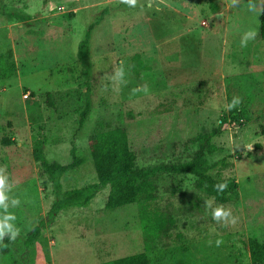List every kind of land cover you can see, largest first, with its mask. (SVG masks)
I'll return each mask as SVG.
<instances>
[{
  "label": "rangeland",
  "instance_id": "rangeland-1",
  "mask_svg": "<svg viewBox=\"0 0 264 264\" xmlns=\"http://www.w3.org/2000/svg\"><path fill=\"white\" fill-rule=\"evenodd\" d=\"M214 2L217 12L208 0H136L134 7L123 0H0V59L15 68L0 79V175L9 197L0 220L12 214L7 233L18 229L12 244L0 241V264H97L140 252L151 264H253L247 239L264 243V0ZM100 16L90 43L92 109L81 127L86 88L78 45ZM249 32L255 36L242 46ZM234 98L240 102L229 108ZM117 126L128 133L137 167L188 160L202 136L216 131L208 156L220 163L211 173L238 182L237 195L218 202L195 176L160 173L149 209L171 218L168 235L144 231L136 203L106 208V188L89 207L61 212L25 246L53 200L34 142L52 163H71L72 148L82 161L62 176L67 191L97 182L90 137ZM217 207L228 214L214 219Z\"/></svg>",
  "mask_w": 264,
  "mask_h": 264
},
{
  "label": "trees",
  "instance_id": "trees-1",
  "mask_svg": "<svg viewBox=\"0 0 264 264\" xmlns=\"http://www.w3.org/2000/svg\"><path fill=\"white\" fill-rule=\"evenodd\" d=\"M208 2L213 12L219 10V6L214 0H208ZM7 17L17 21H27L30 18L28 14L20 12H7ZM101 20L102 17L100 16L88 25L84 37L78 45L77 57L82 68L86 88L84 92L85 101L80 109L79 125L81 127L88 120L92 109L90 94L93 89L94 69L90 56V43L92 31ZM260 36L264 40V7L260 16ZM138 65L140 69H148V66L141 61L138 62ZM14 73L15 68L12 65H6L0 59V79L9 78ZM47 96L51 97V94L48 93ZM49 104L52 105L53 103L49 101ZM223 122H225V118L222 119ZM215 134L216 131L204 134L199 149L188 160L137 167L136 154L132 149L125 128L117 126L109 129H97L91 135L89 144L97 182L67 191L63 190L61 178L66 172L80 165L82 161L76 158L72 148L73 160L71 163L67 165L52 163L44 153L42 142L37 139L33 145V156L52 183L53 200L46 217L40 220L26 235L25 246L30 247L42 231L54 223L61 212L74 208L89 207L97 195L106 188L109 190L105 201L106 208L113 209L136 203L141 206L144 216V231L153 232L154 234L161 232L168 235L169 228L172 225L171 218L149 209L157 197V184L154 177L160 173L195 176L197 187L205 194L218 202H226L228 198L237 195L239 184L234 179L216 178L211 173L220 163V160L212 162L208 156L214 150L211 138ZM6 142L7 144L12 143L10 141ZM237 156L240 157L239 152H237ZM223 184L226 187H218ZM10 235L11 233H7L2 242L12 244L13 240H9ZM246 245L251 262L253 264H264V243L255 237H250L247 239ZM1 251H3V244L0 242ZM97 264H151V262L145 252H140Z\"/></svg>",
  "mask_w": 264,
  "mask_h": 264
},
{
  "label": "clouds",
  "instance_id": "clouds-1",
  "mask_svg": "<svg viewBox=\"0 0 264 264\" xmlns=\"http://www.w3.org/2000/svg\"><path fill=\"white\" fill-rule=\"evenodd\" d=\"M123 2L126 3L127 5H129L130 7H134L135 4H136V0H123ZM254 36H255L254 32L247 33L244 36V38L242 39V42H241L242 46H243V44L246 43L247 40L252 39ZM239 102H240L239 98H234V101H233L232 104L229 105V108L234 107ZM6 180H7L6 176L0 175V206H3L5 209L7 208V205L5 204V201L9 199L8 195H6V193H7ZM218 187L223 188V187H226V185L223 184V185H219ZM19 203H20L19 200H17V199L13 200V206L14 207H16ZM227 214L228 213L224 209H222L221 207H217L213 211L214 219L223 217V216H225ZM15 218L16 217L14 215H12V214H6L4 216V218H3V220H0V241L3 240L4 234L9 232L10 229H11V225H9L7 223V221L10 220V219H15ZM17 231H18V229L17 230H13L11 232L9 240H14L15 239ZM219 243H220V241L218 240L217 244H219Z\"/></svg>",
  "mask_w": 264,
  "mask_h": 264
},
{
  "label": "water",
  "instance_id": "water-1",
  "mask_svg": "<svg viewBox=\"0 0 264 264\" xmlns=\"http://www.w3.org/2000/svg\"><path fill=\"white\" fill-rule=\"evenodd\" d=\"M216 16H217V18H219V17H220V14H219V13H217V14H216Z\"/></svg>",
  "mask_w": 264,
  "mask_h": 264
},
{
  "label": "built area",
  "instance_id": "built-area-1",
  "mask_svg": "<svg viewBox=\"0 0 264 264\" xmlns=\"http://www.w3.org/2000/svg\"><path fill=\"white\" fill-rule=\"evenodd\" d=\"M28 96V95H27Z\"/></svg>",
  "mask_w": 264,
  "mask_h": 264
}]
</instances>
